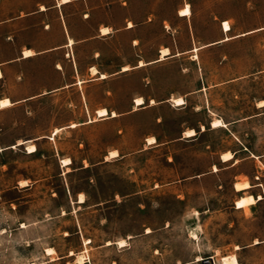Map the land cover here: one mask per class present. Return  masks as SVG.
I'll return each mask as SVG.
<instances>
[{
  "label": "rangeland",
  "instance_id": "rangeland-1",
  "mask_svg": "<svg viewBox=\"0 0 264 264\" xmlns=\"http://www.w3.org/2000/svg\"><path fill=\"white\" fill-rule=\"evenodd\" d=\"M178 3L164 1L130 62L158 58L159 45L173 56L124 80L87 74L77 85L69 64L64 80L52 81L47 57L7 66L0 99L13 104L0 108V264H220L231 254L264 264V243L252 245L264 240V200L235 208L241 195L264 194V30L207 46L226 37L223 20L233 27L228 36L264 26V0H193L189 18L176 15ZM79 53L88 71L92 50ZM149 73L159 93L178 86L186 103L97 115L100 106L133 109ZM59 83L70 85L52 90ZM216 118L226 126L213 129ZM189 128L198 135L182 138ZM245 147L238 164L221 163L222 152ZM113 150L119 156L108 157ZM235 181L254 188L242 194Z\"/></svg>",
  "mask_w": 264,
  "mask_h": 264
},
{
  "label": "crops",
  "instance_id": "crops-1",
  "mask_svg": "<svg viewBox=\"0 0 264 264\" xmlns=\"http://www.w3.org/2000/svg\"><path fill=\"white\" fill-rule=\"evenodd\" d=\"M164 1L166 0H0V79L5 78V69L7 66L35 63L46 57L50 58L49 63L55 66L51 70L52 81L64 80V78H61V75L64 73L65 66L70 64L75 71L73 76L78 77L75 82L77 85H83L86 81L81 78L82 75L89 74L94 77L92 80H106L110 75H116V79L124 80L135 69L160 63L168 57L173 56L171 46L162 45L161 47L159 45L158 58L153 60L146 61L141 59L135 65L130 60L134 59L136 46L143 40V35L146 30L154 26L152 17L162 15L160 9ZM192 1L178 0L176 15L181 18L191 17L193 15ZM187 5H190L191 14H180V11L185 9ZM224 21L229 22V20L222 21V30L227 34L226 37L210 42L207 46L220 44L234 38L264 30V26H262L239 35L228 36V33L233 30V27L231 26L228 32L224 31ZM136 34L140 35L136 36ZM167 48L169 52L163 55V49ZM196 48L199 50V47H194L193 51ZM84 49L92 50L88 71L83 67V64L88 62L82 60L79 53L80 50ZM179 54L181 52H178L176 55ZM110 57L113 59L114 65L118 67L113 69L112 67L114 65L105 66V59ZM125 67L128 68L124 69ZM92 68H96L97 73H93ZM103 74H105V77H102ZM146 78L148 79L147 84L142 86L140 90L135 89L140 93L132 99L134 103L133 109H125L118 106H100L95 110L97 115L101 118H117L120 113L126 114L144 107H154L158 104V101L161 103L170 102L174 105V98H183L186 103L184 96L181 93L178 94V92H181L178 86L170 90H166V86H164L163 93H159L156 84H153L155 77L149 73ZM69 85V83H59L52 90H59ZM42 94H32L23 100L32 99ZM137 97L143 99V104H136ZM4 100L9 101L5 106L2 105V101ZM0 101V108L9 107L13 104L10 97H4ZM261 106L263 107L264 105ZM100 110H105L106 114L100 116ZM213 122L214 120L211 122L213 129L222 127L213 126ZM74 123L76 126L78 125V123L73 122L70 124V127H73L72 124ZM223 123L226 126L224 121ZM59 129L61 128H56V130ZM190 129L194 130V128L184 130L182 132V138H195L198 135L196 129L194 130V134L190 136L185 135ZM202 130H206L205 126H203ZM149 138H155L153 142L147 139V141L149 140V144L157 143L156 137L151 136ZM26 143V140L19 141L18 145H24ZM114 151L119 156L117 150L111 152ZM246 151H249L247 147L241 148L238 151H224L220 155V161L221 163L231 162L229 166H235L243 159L238 158V153ZM228 153L231 154V158L228 157L225 159L224 155ZM110 155L111 153L108 157ZM251 155L255 158L261 157L254 153ZM214 166V171H219L218 167L216 165ZM239 182L235 181L234 183V188L237 192L245 194L251 192L254 188L252 183L245 181L249 183V186L243 189H237L236 184ZM252 195L256 199V202L255 204L247 205L249 208L256 205L257 202L264 200V194L262 193L241 195L238 200ZM260 196L261 198H259ZM237 201L235 208L245 210L247 206L238 207ZM263 243L264 240L256 239L252 245L259 246ZM236 249L241 250L242 248L240 245H237Z\"/></svg>",
  "mask_w": 264,
  "mask_h": 264
},
{
  "label": "bare ground",
  "instance_id": "bare-ground-1",
  "mask_svg": "<svg viewBox=\"0 0 264 264\" xmlns=\"http://www.w3.org/2000/svg\"><path fill=\"white\" fill-rule=\"evenodd\" d=\"M190 5H187L186 6V8L185 9H182L181 11H180V14H182V15H190L191 14V9H190V7H189ZM223 28H224V31H226V32H228V31H230V29H231V25L229 24V22L228 21H224V23H223ZM106 32V31H105ZM197 50H198V48H196L194 51L195 52H197ZM28 52V51H27ZM169 52V50H168V48L167 49H163V55H165L166 53H168ZM31 53V52H30ZM195 57L197 58L198 57V55L196 54L195 55ZM142 64V63H141ZM61 67V66H60ZM128 67H125L124 69H127ZM123 69V70H124ZM92 72L93 73H97V69L96 68H92ZM102 77H105V74H103L102 75ZM80 84V83H79ZM9 100V99H8ZM8 100H4V101H2V105H7L8 103H9V101ZM1 102V101H0ZM173 102H174V105H176V106H180V105H183V104H185V101H184V99L183 98H174L173 99ZM260 103H262V105H264V101H261ZM136 104L137 105H141V104H143V99L142 98H138L137 97V99H136ZM2 107V106H1ZM106 110V109H105ZM105 110H100L99 111V115L100 116H103V115H105L106 114V111ZM113 115H115V114H113ZM226 125V124H225ZM72 126L74 127V126H76V124L74 123V124H72ZM213 126H224V123H223V121L221 120V119H214V122H213ZM195 130V129H194ZM194 130H188L187 132H186V134L185 135H188V136H190V135H192V134H194ZM61 131V129H59V130H56L55 132H54V135H56V134H58L59 132ZM149 140H150V142H153L154 140H155V138H148ZM148 140V141H149ZM29 152L30 153H33V152H36L37 151V147L35 146V145H32V146H30L29 147ZM115 156H117V152L116 151H114V152H111V155L109 156V157H115ZM231 156V154H226V155H224V158L226 159V158H228V157H230ZM231 158V157H230ZM62 163L64 164V165H68V164H70L71 163V160L68 158V159H62ZM215 170H217V168H215ZM249 186V183L248 182H244V183H237L236 184V188L237 189H243V188H246V187H248ZM259 198H261V196L259 197ZM80 202H85V197H84V195H80ZM255 202H256V199L253 197V195L252 196H249V197H245V198H241V199H239L238 201H237V206L238 207H245V206H247V205H250V204H255ZM248 208H249V206H247ZM247 207H245V209L247 208ZM247 208V209H248ZM246 209V210H247ZM202 230V229H201ZM91 240H86V243H89ZM121 246H125L126 244H127V240L126 239H123V240H121V241H119L118 242ZM238 248V247H237ZM49 250V252H53V248H50V249H48ZM225 256H227V255H224V256H222L221 258H220V264H239V260H238V258H237V256L235 255V254H232V255H229V256H227V257H225ZM81 261L83 260V257H81V259H80ZM201 260V258H199L198 259V261H200ZM216 264H217V262H216Z\"/></svg>",
  "mask_w": 264,
  "mask_h": 264
},
{
  "label": "built area",
  "instance_id": "built-area-1",
  "mask_svg": "<svg viewBox=\"0 0 264 264\" xmlns=\"http://www.w3.org/2000/svg\"><path fill=\"white\" fill-rule=\"evenodd\" d=\"M210 258L212 260V262L210 261ZM205 264H216V259L214 257H208L204 260Z\"/></svg>",
  "mask_w": 264,
  "mask_h": 264
},
{
  "label": "water",
  "instance_id": "water-1",
  "mask_svg": "<svg viewBox=\"0 0 264 264\" xmlns=\"http://www.w3.org/2000/svg\"><path fill=\"white\" fill-rule=\"evenodd\" d=\"M210 261L212 262L211 258H210Z\"/></svg>",
  "mask_w": 264,
  "mask_h": 264
}]
</instances>
